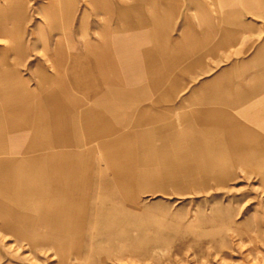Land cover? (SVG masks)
<instances>
[{
  "label": "rangeland",
  "instance_id": "1",
  "mask_svg": "<svg viewBox=\"0 0 264 264\" xmlns=\"http://www.w3.org/2000/svg\"><path fill=\"white\" fill-rule=\"evenodd\" d=\"M71 1L68 33L63 35L59 27H50L51 22L64 21L65 9L57 0H0L8 18L0 29V87L19 77L32 98L8 108L25 116L18 120L21 126L30 125L32 102L49 101L44 95L49 72L57 71L51 57L57 39L79 50L65 57L77 70L83 40L98 38L97 28L120 16L115 10L145 7L146 2ZM8 2L17 3L18 13ZM177 2L176 12L162 6L169 33L185 35L184 46L197 50L201 60L194 67L186 62V70H191L180 79L186 97L197 90L186 101L184 115L186 121L191 117L190 125L185 123L172 140L142 127L122 143L121 157L127 158L121 176L128 178L133 170L137 179L131 195L121 189H90L89 204L56 206L65 230L46 226V221L20 223V233H73L67 261L53 249L30 247L16 236V222L0 220V264H264V156L240 151L264 152V0ZM208 25V36H196ZM53 87L50 100L62 106L78 101L76 93H62L58 84ZM197 113L199 126L196 117L192 123ZM148 141L155 148L153 161L145 163L140 154ZM199 159L206 165H199ZM144 169L149 179L140 183ZM13 171L9 174L15 179ZM104 176L110 178L108 172ZM49 208L53 206L25 207L36 215L45 209L52 218Z\"/></svg>",
  "mask_w": 264,
  "mask_h": 264
},
{
  "label": "crops",
  "instance_id": "2",
  "mask_svg": "<svg viewBox=\"0 0 264 264\" xmlns=\"http://www.w3.org/2000/svg\"><path fill=\"white\" fill-rule=\"evenodd\" d=\"M154 3L146 0L145 7L127 5L115 10L114 14L120 16L100 25L98 38L83 40V51L77 57L79 66L74 67L77 70L66 64L65 57L79 54V50L66 41H55L51 57L57 71L49 72L48 92L53 93V83L58 84L60 92L78 95L75 105L62 106L50 100L47 92L44 99L49 101L32 102L30 125L25 127L18 123L25 116L8 110L32 101L25 82L16 77L22 84L0 87V220L16 222V236L30 247L53 249L67 261L74 236L20 233L21 222L49 219L45 209H38L37 217L26 206L87 205L90 189H121L131 195L137 179L132 176L133 170L128 178L121 176L127 158L121 157L122 143L142 127L150 128L155 136L164 135V140H172L184 131L185 123L190 125L191 117L186 121L184 111L188 97L197 90L193 88L186 97L180 79L182 73L191 70H186V62L194 67L201 60L197 50L190 52L184 46L185 35L169 33L162 6L170 12L179 11L177 0ZM71 11L72 8L65 9L64 21L51 22L50 27H59L66 35ZM211 32L208 25L196 36L205 38ZM192 117V123L196 117L199 126V113ZM149 143L140 154L145 163L153 161L154 145ZM13 169L15 179L9 174L14 173ZM106 172L110 178L104 176ZM148 173L140 170V183L149 179Z\"/></svg>",
  "mask_w": 264,
  "mask_h": 264
},
{
  "label": "bare ground",
  "instance_id": "3",
  "mask_svg": "<svg viewBox=\"0 0 264 264\" xmlns=\"http://www.w3.org/2000/svg\"><path fill=\"white\" fill-rule=\"evenodd\" d=\"M59 3H61L62 4V6H63V9H70V8H72V6H73V2L71 1V0H57ZM92 2V1H91ZM100 2H102V1H100ZM99 2V3H100ZM9 3V2H8ZM7 3V5H10V9H13V11H14V13H18L17 12V3H9L8 4ZM97 3V2H96ZM104 4V3H103ZM98 5V4H97ZM8 18H7V15L3 12V9L2 8H0V29H1V25L3 24V23H5L6 22V20H7ZM17 84H22V82L20 81V82H18L17 81V79H16V77L15 78H10V79H8L6 82H4V84L2 85V86H4V85H17ZM254 90V89H253ZM258 95V94H257ZM256 98V97H255ZM217 135V134H216ZM218 137V136H217ZM242 150V151H241ZM240 151L244 154V155H252L253 157L254 156H264V152L262 151H259L257 148H252V149H250V151L248 150V149H243V148H241L240 149ZM217 155V154H216ZM218 158V157H217ZM217 161V160H216ZM206 165V161H204L203 159H200L199 160V165ZM217 166V165H216ZM122 169V168H121ZM76 174H77V172H76ZM78 175V174H77ZM145 175V174H144ZM148 175H149V173H148ZM75 177V176H74ZM75 181H78V179L77 180H75ZM75 181H74V184H75ZM76 185V184H75ZM74 185V186H75ZM143 190V189H142ZM51 213H53L54 214V216L52 217V218H49L47 221H46V223L45 224H47L49 227H51V228H53V229H58V230H61L62 228L65 230V228L63 227L64 226V224L62 223V221H60V219L58 218L59 216H57L58 214L57 213H59V207H56V206H54L53 207V209L51 210ZM62 229V230H63ZM71 230H72V227L70 228Z\"/></svg>",
  "mask_w": 264,
  "mask_h": 264
}]
</instances>
